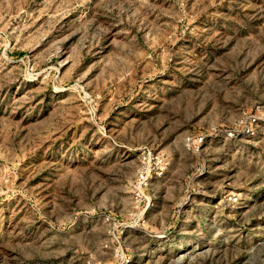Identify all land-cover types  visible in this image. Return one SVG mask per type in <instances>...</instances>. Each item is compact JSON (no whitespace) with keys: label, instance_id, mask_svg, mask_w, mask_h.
<instances>
[{"label":"rangeland","instance_id":"1","mask_svg":"<svg viewBox=\"0 0 264 264\" xmlns=\"http://www.w3.org/2000/svg\"><path fill=\"white\" fill-rule=\"evenodd\" d=\"M0 264H264V0H0Z\"/></svg>","mask_w":264,"mask_h":264}]
</instances>
